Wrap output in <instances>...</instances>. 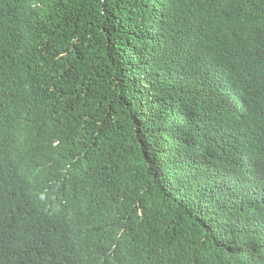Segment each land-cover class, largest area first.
Masks as SVG:
<instances>
[{"label":"trees","instance_id":"obj_1","mask_svg":"<svg viewBox=\"0 0 264 264\" xmlns=\"http://www.w3.org/2000/svg\"><path fill=\"white\" fill-rule=\"evenodd\" d=\"M35 1L18 0L0 48V105L13 101L49 158L89 163L52 204L55 188L10 149L14 131L0 122V264H264V96L244 85L264 84V27H241L250 45L245 94L215 85L212 103L226 113H189L171 140V163L147 158L152 123L169 113L159 91L172 81L173 58L194 42L191 5L226 21L243 0H146L154 1L148 13L155 2L162 11L156 36L141 33L139 0ZM15 87L23 89L7 97ZM223 128L232 138L219 151L213 139Z\"/></svg>","mask_w":264,"mask_h":264},{"label":"clouds","instance_id":"obj_2","mask_svg":"<svg viewBox=\"0 0 264 264\" xmlns=\"http://www.w3.org/2000/svg\"><path fill=\"white\" fill-rule=\"evenodd\" d=\"M139 1L142 4L141 16L145 24L141 27V33L143 35L152 31V35L156 36L161 32L164 24L162 11L157 10L155 2L154 7L148 13L149 5L154 1H151L150 4L146 0ZM41 3L43 1L37 0L32 4V7L37 8ZM198 3L192 4L188 13L191 18L193 45L191 47L189 44L173 58L172 81L161 87L159 91L163 102L170 103V106L169 113L158 116L152 123L155 132L148 143L147 158L155 166L166 167L165 162L171 163L169 160L171 140L175 137L177 127L187 120L189 113L215 116L226 113L223 106L217 107L212 103L210 95L215 91V85L227 82L229 87L227 93L236 97L235 99L245 94V90L239 85V82L245 81L244 74L249 65L250 45L246 36L241 34V27L248 26V29L255 31L256 27H264V0H243L242 7L235 11L236 18L226 21L219 19L209 8L200 9L202 13L198 12L196 10ZM129 4L131 3H125L126 9ZM18 5V0H0V48L3 45L7 46L13 34L12 14L18 9ZM239 12L242 13L238 14ZM140 42H142V38ZM244 85L248 93L258 97L264 96V84L258 80L249 78ZM18 89L23 88L15 87L6 96L12 99L16 98ZM23 90L27 91L28 97L32 101H39L41 93L37 91L34 93L30 86H26ZM12 102L8 101L0 105V122L6 119L11 130L14 131L10 139L8 137L12 145L14 144L10 149L19 154L24 161L31 163L32 174L36 175L35 178L51 182L56 192L52 204H57L55 198L59 188L66 181H70L71 184L68 186L73 189L72 178L82 180L81 175L86 173L89 162L83 156L75 157L70 162L66 157L49 158L41 141L38 140V133L29 128L28 123L15 111ZM155 120L160 121L156 122ZM0 133H4L1 125ZM231 138L228 129L220 130L213 139L216 149L224 151ZM56 142H59V139ZM221 155L225 156L223 161L230 160V150ZM74 165L76 166L73 167ZM174 167L181 170L185 179L187 176L185 169L178 164ZM246 169L250 171V166L246 165ZM225 175L232 179L229 172ZM155 178L159 179L157 176ZM138 213L142 216L139 210Z\"/></svg>","mask_w":264,"mask_h":264},{"label":"rangeland","instance_id":"obj_3","mask_svg":"<svg viewBox=\"0 0 264 264\" xmlns=\"http://www.w3.org/2000/svg\"><path fill=\"white\" fill-rule=\"evenodd\" d=\"M214 242H216V240Z\"/></svg>","mask_w":264,"mask_h":264}]
</instances>
